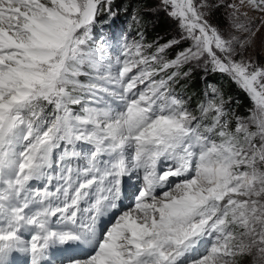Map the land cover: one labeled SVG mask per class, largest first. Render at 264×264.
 Instances as JSON below:
<instances>
[{
  "label": "snow or ice",
  "instance_id": "6c2138e0",
  "mask_svg": "<svg viewBox=\"0 0 264 264\" xmlns=\"http://www.w3.org/2000/svg\"><path fill=\"white\" fill-rule=\"evenodd\" d=\"M114 5L0 0V264H264V0H159L163 44L99 30ZM197 68L248 114L190 107Z\"/></svg>",
  "mask_w": 264,
  "mask_h": 264
},
{
  "label": "trees",
  "instance_id": "16d2710c",
  "mask_svg": "<svg viewBox=\"0 0 264 264\" xmlns=\"http://www.w3.org/2000/svg\"><path fill=\"white\" fill-rule=\"evenodd\" d=\"M153 2L154 0H125L119 5L118 8L125 14V16L138 17L139 23L141 27H143L144 24L147 23V20H149L145 18L146 13H144V9L154 7L156 3L152 5ZM154 12V14L159 17L157 21L153 22L151 29L149 31H145L144 37L146 42H152L158 36H163L165 39H167L166 41L172 39L174 35H172L171 33V27L174 26L175 23H172V19L162 11L157 10ZM212 22L214 24H219L220 26H222V23L225 22L222 10L215 12L212 17ZM202 72V68L194 69L191 74V78L188 79L189 81H182L181 83L185 88H188V86L192 83L196 84V92L190 95L191 97H189V100H193V102H202L203 100H205V91L210 92V90L207 89V86L209 84H214L223 91L226 99L228 97H231V107L235 109L237 114L241 116H246L248 114V109L252 107V104L245 93L238 89L237 86L230 80L222 77L219 74H210L208 77L201 80L199 75H201ZM237 100L240 101L239 104L235 103V101Z\"/></svg>",
  "mask_w": 264,
  "mask_h": 264
},
{
  "label": "rangeland",
  "instance_id": "374dc122",
  "mask_svg": "<svg viewBox=\"0 0 264 264\" xmlns=\"http://www.w3.org/2000/svg\"><path fill=\"white\" fill-rule=\"evenodd\" d=\"M125 0H115V5L113 8V11H115L117 14V16H125V14L118 8L119 5L121 3H123ZM159 0H154V2L152 3V5H154L156 3V5L154 7H149L144 9V13H146L145 18L149 19L147 20V23L144 24L143 26V30L144 31H149L151 29V26L153 24V22L157 21L158 17L157 15H155L154 11H157V4H158ZM214 2H218V0H214ZM223 11V10H222ZM164 14H166L164 11H162ZM224 14V12H223ZM253 16V22L257 25L260 24V17L256 14H251ZM107 17V14H105L104 16L100 17L99 19H105ZM172 23H175L174 20H172ZM225 22L222 23L221 27H224ZM171 33L172 35H174L173 37L177 36L178 33V29L176 27V23L174 26L171 27ZM167 39H165L163 36H158L156 37V39L152 42H147V43H154V42H158L160 44H163L166 42ZM186 45H181L180 47H185ZM179 49H177L178 51ZM172 55H174V53H172ZM249 55L256 59L257 62L259 64H263L264 63V26H262L260 28V31L256 33V36L253 38L252 44L249 47ZM203 69V68H202ZM211 73H205L204 70L201 73L200 79H205L206 77H208ZM83 78V77H82ZM81 78V79H82ZM182 81L185 82L184 80H181L180 84L175 85V90L177 92L178 95L183 96L189 103V106L192 108H196V106L200 103L199 101L197 102H193V100H189V97H191L190 95L193 94L194 92H196V84L192 83L191 85L188 86V88H185L182 86ZM189 81V80H187ZM208 89V88H207ZM210 90V89H208ZM195 97V96H194ZM78 107V106H77Z\"/></svg>",
  "mask_w": 264,
  "mask_h": 264
}]
</instances>
